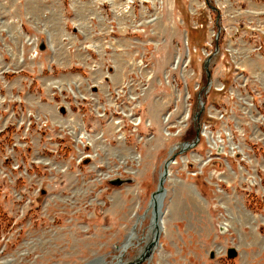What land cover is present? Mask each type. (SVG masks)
<instances>
[{
    "label": "rangeland",
    "instance_id": "obj_1",
    "mask_svg": "<svg viewBox=\"0 0 264 264\" xmlns=\"http://www.w3.org/2000/svg\"><path fill=\"white\" fill-rule=\"evenodd\" d=\"M169 160L141 264H264V0H0V264L135 263Z\"/></svg>",
    "mask_w": 264,
    "mask_h": 264
},
{
    "label": "bare ground",
    "instance_id": "obj_2",
    "mask_svg": "<svg viewBox=\"0 0 264 264\" xmlns=\"http://www.w3.org/2000/svg\"><path fill=\"white\" fill-rule=\"evenodd\" d=\"M10 18H12V17L10 16ZM16 27L17 26L15 25L14 21H10L8 23V28L10 29V31H14V34L11 36L16 37V34H15V31L17 29ZM15 39H17V38H15ZM170 164H171L170 160L166 162V165H167V166L165 165L166 169L162 170L160 177H162V178L166 177V179L169 178L168 176L171 174V171H170L171 165ZM165 182H166V180L164 181V185H165ZM166 194H167V188L166 187L163 191L157 190L154 194H152V197L149 201L148 209L150 211V214H149L150 225H149V232L145 237L146 247H148L150 245V243L154 240L155 234L157 233L159 235V234H161V232L163 230V227H164L163 215L165 213L163 211V208H164V203H165V199H166ZM143 219L144 218H142V220ZM136 226H137V224L131 230V232L129 234L130 236H128L129 239L127 238L126 242L123 244L122 250L124 248H129L130 246L133 245L134 240L137 238V235L135 232ZM146 247L142 248L141 255H140L141 257L145 253Z\"/></svg>",
    "mask_w": 264,
    "mask_h": 264
},
{
    "label": "water",
    "instance_id": "obj_3",
    "mask_svg": "<svg viewBox=\"0 0 264 264\" xmlns=\"http://www.w3.org/2000/svg\"><path fill=\"white\" fill-rule=\"evenodd\" d=\"M40 49L41 50H44L45 49V45H44L43 41L41 43ZM206 65H208V63H206ZM134 180L135 179L132 176H130V177H121V176H118V177H115L113 179H110L109 182L112 185H115V186H122L124 184L132 183V182H134ZM164 180H165V177H163V178L160 179L158 190H161L162 189L161 191H163L165 189L164 186H163ZM221 229H223L222 226H221ZM148 254H149V252H147L143 256V258H145ZM237 255H238V250L236 249V247H234V246L229 247V249H228V256L230 258H232V257H236ZM214 256H215V254H214V252H212L211 257H214Z\"/></svg>",
    "mask_w": 264,
    "mask_h": 264
},
{
    "label": "built area",
    "instance_id": "obj_4",
    "mask_svg": "<svg viewBox=\"0 0 264 264\" xmlns=\"http://www.w3.org/2000/svg\"><path fill=\"white\" fill-rule=\"evenodd\" d=\"M179 59H180V56L178 55L176 61L179 62ZM186 61H188V63L190 62V51H189V49H188V58L186 59ZM178 64H179V63H178ZM172 69H174V68H173V67H170V68H168L167 71H165V72L163 73L164 80H165V82L167 81V83H170V82L168 81L169 77H172V76H173V74H172ZM171 85H172L173 88H174V92H175L176 97H177L178 99H180L181 96L184 94L183 91H182V88H180V86H179L180 84H179V83H175V82H173V83H171ZM136 100H138V99H136ZM188 100H189V99H188ZM131 116H132V115H131ZM169 118H170V113H168V114L163 118V121H164V122H167V121L169 120ZM140 122H141V120H140V121L138 120V121L136 122V124H137V123H140Z\"/></svg>",
    "mask_w": 264,
    "mask_h": 264
},
{
    "label": "trees",
    "instance_id": "obj_5",
    "mask_svg": "<svg viewBox=\"0 0 264 264\" xmlns=\"http://www.w3.org/2000/svg\"><path fill=\"white\" fill-rule=\"evenodd\" d=\"M188 42H189L190 47H194V45H195V41L193 40L192 37H189V38H188ZM193 61H194V63L196 62L195 59H194ZM207 120H210V119L207 118ZM192 133L195 134V133H196V129H194L193 131L190 132V134H192ZM190 134H189V138H191V137H190Z\"/></svg>",
    "mask_w": 264,
    "mask_h": 264
}]
</instances>
